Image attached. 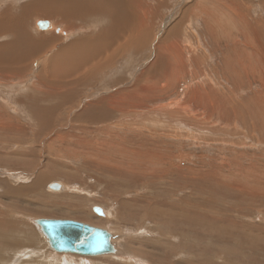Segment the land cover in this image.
Wrapping results in <instances>:
<instances>
[{"label":"rangeland","instance_id":"374dc122","mask_svg":"<svg viewBox=\"0 0 264 264\" xmlns=\"http://www.w3.org/2000/svg\"><path fill=\"white\" fill-rule=\"evenodd\" d=\"M132 2L149 42L99 86L111 121H0V264H264V0ZM176 28L173 75L146 74ZM33 218L104 228L115 254L52 251Z\"/></svg>","mask_w":264,"mask_h":264},{"label":"crops","instance_id":"0c3cea01","mask_svg":"<svg viewBox=\"0 0 264 264\" xmlns=\"http://www.w3.org/2000/svg\"><path fill=\"white\" fill-rule=\"evenodd\" d=\"M62 1L0 0V121L15 125L12 114L19 111L26 115L22 121L34 123L32 129L52 130L62 128L58 115L72 113L87 119L84 121L90 126L98 127L111 121L115 108L121 104L116 89H109L101 95L99 86L117 82L116 71L110 72L117 58L126 60L128 55L131 69L132 0ZM7 8H10V14L6 13ZM4 15L7 20L2 17ZM104 20L108 23L105 24ZM97 37L103 38L101 44ZM106 70L109 71L108 78L102 79V71ZM90 89L95 90L96 96H90ZM128 104L132 106L131 97Z\"/></svg>","mask_w":264,"mask_h":264},{"label":"water","instance_id":"95a60500","mask_svg":"<svg viewBox=\"0 0 264 264\" xmlns=\"http://www.w3.org/2000/svg\"><path fill=\"white\" fill-rule=\"evenodd\" d=\"M47 188L59 191L63 189V185L59 181H51ZM93 209L97 215L105 216L101 207L93 206ZM33 222L39 227L48 246L55 252L82 256L115 254V245L111 241L112 233L104 228L71 219L36 218Z\"/></svg>","mask_w":264,"mask_h":264},{"label":"bare ground","instance_id":"6f19581e","mask_svg":"<svg viewBox=\"0 0 264 264\" xmlns=\"http://www.w3.org/2000/svg\"><path fill=\"white\" fill-rule=\"evenodd\" d=\"M62 1V0H61ZM65 1V0H64ZM95 1V0H94ZM108 1V0H107ZM63 2V1H62ZM96 2V1H95ZM98 2V1H97ZM110 2V1H109ZM39 3V2H38ZM55 3H56V1H55ZM89 3V2H88ZM98 3H100V2H98ZM108 3V2H107ZM61 4V3H60ZM59 4V5H60ZM66 4V3H65ZM56 5H58V4H56ZM76 5V4H75ZM78 5V4H77ZM81 5V4H80ZM83 5V4H82ZM93 5V4H92ZM119 5V4H118ZM133 5H136V4H133ZM69 6H71V5H69ZM89 6H90V4H89ZM93 6H95V5H93ZM61 7V6H60ZM72 7V6H71ZM97 7H100V5H98ZM130 8H131V6H129ZM91 8V7H90ZM107 8V7H106ZM45 9V8H44ZM73 9V8H72ZM85 9H87V7L85 8ZM89 9V8H88ZM93 9V8H92ZM132 9V15L134 14V15H136V12H134V8H131ZM56 10V9H55ZM71 10V9H70ZM77 10V9H76ZM102 10V9H101ZM101 10H100V12H98L97 10V12L98 13H101ZM104 10V9H103ZM111 10H113V9H111ZM6 11V13L7 14H10V12L8 11V10H5ZM85 11V10H84ZM106 11V10H105ZM130 11V10H129ZM136 11V10H135ZM57 12H59V11H57ZM103 12V11H102ZM107 12H108V10H107ZM61 14H64V13H61ZM93 14V13H92ZM120 14V13H119ZM2 15H3V13H2ZM79 15H80V13H79ZM94 15V14H93ZM96 15V14H95ZM117 15V14H116ZM133 15V16H134ZM8 16H10V15H8ZM54 16V15H53ZM2 17H4V19H5V15L4 16H2ZM52 17V16H51ZM57 17H58V15H57ZM63 17V16H62ZM103 17V16H102ZM137 17H139V18H136L135 16L132 18V26H130V28H132V34H131V43L133 44V49L135 50H137V49H141L142 47H144L143 45H145V44H147L148 42H149V36L148 35H150V34H148V30H146L145 29V27L144 26H142L143 24V22H142V20H140L141 19V16H137ZM98 18V17H97ZM143 18V17H142ZM9 19V18H8ZM60 19V18H59ZM99 19V18H98ZM105 19V18H104ZM107 19V18H106ZM122 19V18H121ZM124 19V18H123ZM5 20H7V18L5 19ZM4 20V21H5ZM10 20V19H9ZM66 20V19H65ZM93 20V19H92ZM103 20V19H102ZM145 20V19H144ZM97 21V20H96ZM95 21V22H96ZM136 21L138 22V24H136ZM87 22H88V20H87ZM100 22V21H99ZM98 21H97V23H99ZM182 22V21H181ZM216 22V21H215ZM104 23L106 24V23H108V22H106L105 20H104ZM124 23H126V22H124ZM183 24H185L184 22H182ZM88 24V23H87ZM110 24V23H109ZM117 24V23H116ZM88 25H90V24H88ZM96 25V24H95ZM99 25V24H98ZM103 24H101V26H102ZM122 25V24H121ZM179 25V24H178ZM213 25H215V24H213ZM3 26V25H2ZM91 26V25H90ZM90 26H88V27H90ZM100 26V25H99ZM124 26V25H123ZM104 27V26H103ZM175 27H177V26H175ZM0 28H2V27H0ZM92 28H94V26L92 27ZM105 28H106V26H105ZM119 28V27H118ZM10 29V28H9ZM102 29H104V28H102ZM129 29V28H128ZM128 29H126V30H128ZM173 29V28H172ZM99 30V29H98ZM113 30V29H112ZM114 30H116V29H114ZM119 31H120V29H118ZM171 30V29H170ZM94 31V30H93ZM97 30H95V32H96ZM130 30H128V32H129ZM130 31V32H131ZM99 32V31H98ZM107 32H109V31H107ZM117 32V31H116ZM129 32V33H130ZM79 33V32H78ZM100 33V32H99ZM118 33V32H117ZM127 33V32H126ZM167 33V32H166ZM90 35H92V33H89ZM89 34H87V35H89ZM93 34H94V32H93ZM102 34V33H101ZM100 34V35H101ZM180 34V32H178V28H176V30H174V32L172 31V32H170L169 30H168V34L167 35H165V36H163L162 37V41L160 42L159 41V43L158 44H156V49L154 50V52H153V59L151 60V62H150V64L147 66V68H146V74H156V75H159V73L161 72V67H162V61L163 60H165L166 61V65L168 64V65H170V66H167V67H165V65H164V67H163V69H162V72H161V75L162 76H165L166 78H169L170 76H172L173 75V71H174V68L176 67V63H177V56H178V47H179V43H178V41L176 42V40H175V36H177V37H179V38H182L183 37V39H184V36L182 35V33H181V36L179 35ZM82 35V34H81ZM97 35V34H96ZM113 35H115V34H113ZM117 35V34H116ZM122 35H123V32H122ZM169 35L171 36V38L169 37ZM95 37V34H94V36H93V38ZM122 37V36H121ZM90 38H91V36H90ZM93 38H91V39H93ZM97 38H99L100 39V37H97ZM116 38V37H115ZM101 39H103V38H101ZM101 39H100V44L102 43L101 42ZM117 39V38H116ZM128 39H126V41H127ZM103 41V40H102ZM118 41V40H117ZM130 41V40H129ZM128 41V42H129ZM184 41H185V39H184ZM92 42V41H91ZM94 42V41H93ZM96 42V41H95ZM98 42V41H97ZM107 42H112V41H107ZM81 43V42H80ZM84 43V42H83ZM104 43L106 44V42L104 41ZM114 43V42H113ZM113 43H111V45L113 44ZM165 43H168V45H166ZM86 44V43H85ZM126 44V43H125ZM129 44V43H128ZM69 45V44H68ZM79 45V44H78ZM102 45H104V44H102ZM107 45V44H106ZM13 46V45H12ZM101 46V45H100ZM108 46H110V43L108 44ZM107 46V49L109 48ZM87 47V46H86ZM85 47V48H86ZM98 47V46H97ZM105 47L106 46H104V50L103 51H105ZM119 47V46H118ZM122 47V46H121ZM120 47V50L122 49ZM126 47V46H125ZM140 47V48H139ZM155 47V46H154ZM80 48H81V46H80ZM85 48H83V49H85ZM129 49L131 48L130 46L128 47ZM62 49V48H61ZM88 49H89V47H88ZM113 49H114V47H113ZM129 49H127V50H129ZM132 49V50H133ZM65 50V49H64ZM109 50V49H108ZM106 51V52H109V51ZM161 50V53L163 54V55H161L160 54V51ZM86 51V50H85ZM0 52H1V50H0ZM58 52V51H57ZM115 51H112V53H114ZM119 52V51H118ZM133 53H134V51H132ZM2 53V52H1ZM66 53V52H65ZM90 53V52H89ZM69 54V53H68ZM78 54V53H77ZM102 54V53H101ZM110 55V54H109ZM111 56V55H110ZM62 57V56H61ZM70 57V56H69ZM96 57V56H95ZM105 57V56H104ZM97 58V57H96ZM106 58V57H105ZM179 58H180V56H179ZM82 61H83V59H82ZM94 61V60H93ZM92 61V62H93ZM97 61V60H96ZM176 61V62H175ZM95 62V61H94ZM84 63V62H83ZM82 63V64H83ZM163 63H164V61H163ZM92 64V63H91ZM95 64H96V62H95ZM85 65V64H84ZM68 66V65H67ZM53 67V66H52ZM106 67V66H105ZM63 68V67H62ZM94 68H97V66L96 65H94ZM102 68V67H101ZM100 68V69H101ZM161 68V69H160ZM72 69V68H71ZM87 69V68H86ZM81 71H82V69H81ZM88 71V70H87ZM85 73H86V71H84ZM90 72V71H89ZM98 72V71H97ZM72 73V72H71ZM74 73V72H73ZM86 76V75H85ZM55 77V76H54ZM86 77H88V76H86ZM85 77V78H86ZM67 78V77H66ZM75 78V77H74ZM83 80V79H82ZM59 81V80H58ZM69 82V81H68ZM78 82V81H77ZM85 82H87V81H85ZM44 85V84H43ZM48 85V84H47ZM70 86V85H69ZM62 88V87H61ZM212 88V87H211ZM133 93V92H132ZM61 95V94H60ZM102 102V101H101ZM94 109V108H93ZM99 113V112H98ZM98 116V115H97ZM99 117V116H98ZM98 119V118H97ZM99 120V119H98ZM51 181H49L48 182V184L50 183ZM47 184V185H48ZM34 220L36 219V218H33ZM31 220V222L33 223V224H35L33 221L34 220ZM36 225V224H35ZM36 227L37 228H39L37 225H36ZM111 241H112V239H111ZM47 244V243H46ZM52 251H54V250H52ZM60 253H66V252H60ZM106 255H113V254H106ZM127 256V255H126ZM128 257V256H127Z\"/></svg>","mask_w":264,"mask_h":264}]
</instances>
